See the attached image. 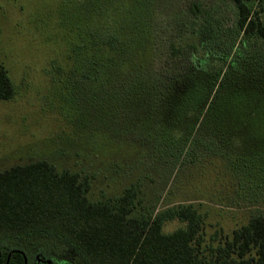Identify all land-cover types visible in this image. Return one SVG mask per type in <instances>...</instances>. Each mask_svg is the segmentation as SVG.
I'll use <instances>...</instances> for the list:
<instances>
[{"label":"rangeland","instance_id":"rangeland-1","mask_svg":"<svg viewBox=\"0 0 264 264\" xmlns=\"http://www.w3.org/2000/svg\"><path fill=\"white\" fill-rule=\"evenodd\" d=\"M248 4L264 19V2ZM237 18L234 0H0V64L15 91L0 100V171L46 160L87 176L91 201L134 186L137 216L191 204L207 243L263 215L264 108L254 121L247 113L218 124L206 113L211 95L193 116L175 81L190 65L240 67L248 83L238 80L237 92L260 102L264 40L245 38ZM204 25L215 38L202 44ZM182 226L167 221L163 231ZM7 242L29 264H86L56 235Z\"/></svg>","mask_w":264,"mask_h":264},{"label":"trees","instance_id":"trees-1","mask_svg":"<svg viewBox=\"0 0 264 264\" xmlns=\"http://www.w3.org/2000/svg\"><path fill=\"white\" fill-rule=\"evenodd\" d=\"M248 1L234 0L238 27L245 38L264 40V19L257 12L252 13ZM190 9L193 14L201 11L197 2ZM214 38L212 26L200 29L202 44ZM201 66L190 65L183 77L175 79L178 87H185L179 105L191 104L195 116L211 95L206 113L219 117L218 124L226 117L239 119L250 113L254 121L260 116V109L264 108V80L255 83L263 87V98L251 103L237 92L241 87L238 80H243L242 85L248 83L243 68L231 70L230 66L224 71L221 63L212 68L208 64ZM258 72L264 76V67ZM192 93L194 96H190ZM14 94L8 73L0 64V100L11 99ZM231 96L243 105L218 108L221 101ZM89 188L87 176L69 170L59 172L46 160L0 171V263H5L11 252L9 264H24L23 256L12 252L14 247L7 242L10 238L46 233L62 238L67 246L80 251L86 264H264V214L250 217L228 236L219 238L213 234L207 243L203 239V218L191 204L137 216L134 186L125 188L119 196L98 201L88 198ZM171 220L183 222L184 226L164 232V224Z\"/></svg>","mask_w":264,"mask_h":264},{"label":"flooded vegetation","instance_id":"flooded-vegetation-1","mask_svg":"<svg viewBox=\"0 0 264 264\" xmlns=\"http://www.w3.org/2000/svg\"><path fill=\"white\" fill-rule=\"evenodd\" d=\"M19 252L22 256H23V258H24V264H29L28 262H27V259H26V255H25V252L22 250V249H17V248H13L12 249V252ZM10 256H11V252H9L8 253V255H7V259H6V262L5 263H0V264H9V259H10ZM0 257H1V254H0ZM43 258L44 257H42L40 254H37L36 256H35V259L36 260H43ZM32 264V263H31Z\"/></svg>","mask_w":264,"mask_h":264}]
</instances>
